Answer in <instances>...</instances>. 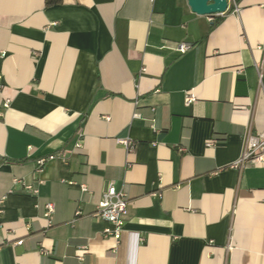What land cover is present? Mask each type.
<instances>
[{
  "label": "crops",
  "instance_id": "1",
  "mask_svg": "<svg viewBox=\"0 0 264 264\" xmlns=\"http://www.w3.org/2000/svg\"><path fill=\"white\" fill-rule=\"evenodd\" d=\"M228 4L0 0V264H264V166H235L264 134V0Z\"/></svg>",
  "mask_w": 264,
  "mask_h": 264
},
{
  "label": "built area",
  "instance_id": "2",
  "mask_svg": "<svg viewBox=\"0 0 264 264\" xmlns=\"http://www.w3.org/2000/svg\"><path fill=\"white\" fill-rule=\"evenodd\" d=\"M191 45L186 43H180L176 46V51L181 54L186 53L190 49ZM195 101V97L193 95H189L186 99V104L189 106ZM8 102L6 103V106ZM139 115L136 114L135 117ZM120 144H122L127 151L132 152L134 150V143L130 139H120L118 140ZM82 142H78L75 148H81ZM68 158V153H63L60 157L56 155H50L48 157L40 158L36 161V173L41 175L44 172V169L50 161L60 159L64 161ZM245 165H255V166H264V134L261 135H251L247 142L242 155V158L238 163H236V167H244ZM16 183L22 184L28 190L37 194L38 190L33 188L31 185H28L23 180L15 179ZM40 184L44 183L42 180L39 181ZM70 185H75L74 182H69ZM83 192H87L88 189L85 185L80 186ZM128 207L129 201L127 194L124 191H118L114 185L110 186L109 189L104 193L102 201L99 203L98 209L99 214L102 218L109 222L111 225L110 228L104 230V236L113 237L117 240H120L122 237L124 225L126 222V218L128 215ZM47 215H49L54 210V205L52 203L46 204ZM3 212L0 209V214ZM0 218V224H1ZM18 245L22 244V241L17 242ZM44 254H49L46 251H43ZM87 253L86 249H81L77 257L78 259H83L84 255Z\"/></svg>",
  "mask_w": 264,
  "mask_h": 264
},
{
  "label": "water",
  "instance_id": "3",
  "mask_svg": "<svg viewBox=\"0 0 264 264\" xmlns=\"http://www.w3.org/2000/svg\"><path fill=\"white\" fill-rule=\"evenodd\" d=\"M192 11L202 16L221 15L228 10V0H188Z\"/></svg>",
  "mask_w": 264,
  "mask_h": 264
},
{
  "label": "trees",
  "instance_id": "4",
  "mask_svg": "<svg viewBox=\"0 0 264 264\" xmlns=\"http://www.w3.org/2000/svg\"><path fill=\"white\" fill-rule=\"evenodd\" d=\"M62 0H45L46 6H54L56 4H59Z\"/></svg>",
  "mask_w": 264,
  "mask_h": 264
}]
</instances>
